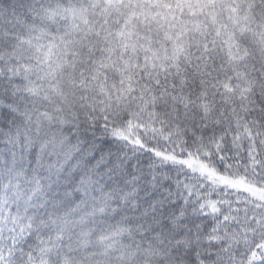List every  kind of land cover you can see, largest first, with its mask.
<instances>
[{
  "label": "snow or ice",
  "instance_id": "1",
  "mask_svg": "<svg viewBox=\"0 0 264 264\" xmlns=\"http://www.w3.org/2000/svg\"><path fill=\"white\" fill-rule=\"evenodd\" d=\"M0 264H264V0H0Z\"/></svg>",
  "mask_w": 264,
  "mask_h": 264
}]
</instances>
